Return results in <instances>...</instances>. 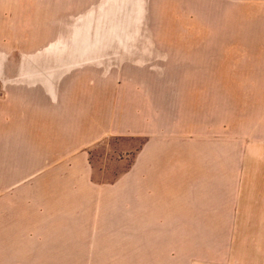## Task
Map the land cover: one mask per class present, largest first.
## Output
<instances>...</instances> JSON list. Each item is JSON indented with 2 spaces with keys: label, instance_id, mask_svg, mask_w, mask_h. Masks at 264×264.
I'll list each match as a JSON object with an SVG mask.
<instances>
[{
  "label": "crops",
  "instance_id": "0c3cea01",
  "mask_svg": "<svg viewBox=\"0 0 264 264\" xmlns=\"http://www.w3.org/2000/svg\"><path fill=\"white\" fill-rule=\"evenodd\" d=\"M84 1L0 0V60L89 49L53 38L82 33L72 20ZM181 79L176 107L163 100L144 127L99 128L87 101L84 139L44 159L65 169L34 170L50 185L0 187V264H264V30L256 74ZM121 134L147 138L128 169L96 181L89 148ZM30 142L43 163L41 143Z\"/></svg>",
  "mask_w": 264,
  "mask_h": 264
},
{
  "label": "rangeland",
  "instance_id": "374dc122",
  "mask_svg": "<svg viewBox=\"0 0 264 264\" xmlns=\"http://www.w3.org/2000/svg\"><path fill=\"white\" fill-rule=\"evenodd\" d=\"M73 16L72 30L82 33L53 38L89 49L40 52L25 60L17 57L24 52L10 51L9 61L0 60L9 63L0 65V187L50 185L34 170L65 169L44 159L84 139L87 101L91 124L99 128L120 120L144 127L163 100L176 107L182 76L256 74L264 0H86L74 4ZM135 111L133 124L122 118ZM146 138L110 135L91 145L94 179L112 181L128 169ZM34 139L43 163L28 148ZM7 170L9 178H3Z\"/></svg>",
  "mask_w": 264,
  "mask_h": 264
}]
</instances>
